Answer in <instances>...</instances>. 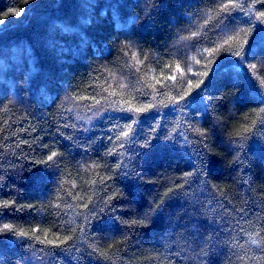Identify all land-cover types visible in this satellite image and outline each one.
<instances>
[{
	"label": "trees",
	"instance_id": "trees-1",
	"mask_svg": "<svg viewBox=\"0 0 264 264\" xmlns=\"http://www.w3.org/2000/svg\"><path fill=\"white\" fill-rule=\"evenodd\" d=\"M262 12L0 0V264H264Z\"/></svg>",
	"mask_w": 264,
	"mask_h": 264
},
{
	"label": "snow or ice",
	"instance_id": "snow-or-ice-1",
	"mask_svg": "<svg viewBox=\"0 0 264 264\" xmlns=\"http://www.w3.org/2000/svg\"><path fill=\"white\" fill-rule=\"evenodd\" d=\"M262 2H264V0H262ZM15 15H16V16H20L21 13L17 12V13H15ZM261 15L264 16V12H262ZM0 26H3V22H2V21H0ZM236 55H239V53H236ZM243 59H244V58L241 57V60H242V61H243ZM169 79H174V77H169ZM212 83H213L212 80H209V81H208V85H209V86H210ZM200 95H201V93L198 92V93L196 94V96L193 97V101H195ZM130 111H131V110H130ZM134 111H141V109H135ZM129 119H132V117H129ZM125 135H127V134H125ZM56 155H57L56 152H52L51 155H49V156L47 157V160H48V161H53V160H54V157H56ZM58 165H59V161H55L54 166H57V167H58ZM157 207H159V205H157ZM137 219H138V218H134V219H133V224H135V223L137 222ZM4 228H5V229H8L9 226H8V225H4ZM19 235L24 236L25 234H24L23 232H21V233H19ZM257 235H259V232L257 233ZM8 238H10V237H8ZM251 243H253V244H257V245L259 246V242H258L256 239H254V238L251 240ZM56 246L59 247V245H56Z\"/></svg>",
	"mask_w": 264,
	"mask_h": 264
}]
</instances>
